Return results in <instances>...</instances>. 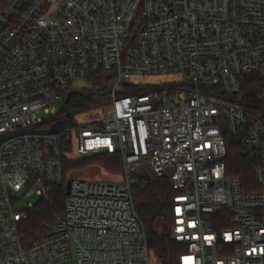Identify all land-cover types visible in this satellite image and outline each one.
<instances>
[{"label":"built area","instance_id":"2783aa9c","mask_svg":"<svg viewBox=\"0 0 264 264\" xmlns=\"http://www.w3.org/2000/svg\"><path fill=\"white\" fill-rule=\"evenodd\" d=\"M252 73L264 77V0H0V264H149L132 190L159 179L186 246L176 264H264V124L240 100ZM97 77L106 92L64 110ZM225 134L241 136L256 191L227 174ZM74 141L80 156L119 155L122 180L65 176ZM62 184L64 214L23 247L34 204L21 197Z\"/></svg>","mask_w":264,"mask_h":264},{"label":"trees","instance_id":"16d2710c","mask_svg":"<svg viewBox=\"0 0 264 264\" xmlns=\"http://www.w3.org/2000/svg\"><path fill=\"white\" fill-rule=\"evenodd\" d=\"M102 83L103 78L97 77L90 82V88L79 92L74 91L64 105V110L73 113L87 108L92 93L106 92V88L101 87ZM240 100L244 103L250 120L258 118L264 121V77L253 73L244 75L241 79ZM224 138L227 149L224 158L227 174L238 179L242 191H256L254 178L256 164L243 156L241 136L233 137L225 134ZM62 162L65 176L70 170L83 168L89 164H98L109 173H123L121 158L116 154H98L79 161L63 158ZM65 193V184L53 186L48 200L40 199L27 210L25 219L18 225V233L23 247H31L42 240L46 233L44 225L51 224L54 217L64 214ZM172 195L173 191L167 179H159L155 182L141 181L132 190L133 202L145 231L148 248L163 264H176L178 257L186 249L184 244L173 242L170 238ZM157 220L164 222L166 229L164 235H159L155 231ZM218 227L222 229L226 227V224Z\"/></svg>","mask_w":264,"mask_h":264},{"label":"rangeland","instance_id":"374dc122","mask_svg":"<svg viewBox=\"0 0 264 264\" xmlns=\"http://www.w3.org/2000/svg\"><path fill=\"white\" fill-rule=\"evenodd\" d=\"M159 79L156 78H147V79H138V82L140 84H150L158 82ZM79 87H84L86 89L91 87V84L81 83L80 81H76L72 89H77ZM69 110V108L67 107ZM70 112V111H68ZM72 113V112H70ZM74 118L80 123H87L92 122L93 120L100 118L102 116V110L99 111H89L85 112L83 114H79L77 117L76 115H73ZM41 117L47 118L46 115L41 114ZM73 118V120H74ZM260 124H264V121L256 118L255 120ZM77 144L74 141L73 147L71 152L69 153V157L73 161H79L83 158H90L91 156H80L77 151ZM93 156V155H92ZM71 179L79 180V181H108V182H119L122 180V172H119L118 174L109 173L103 170L98 164H89L86 165V167L78 168L70 170L67 174ZM40 200L37 196H31L29 198L21 197V200L18 202L17 206L18 208H26L29 203L35 204ZM155 231L159 235H164L166 232L164 222L163 220H157L155 224ZM149 264H163L160 260H158L153 254L149 256Z\"/></svg>","mask_w":264,"mask_h":264},{"label":"water","instance_id":"95a60500","mask_svg":"<svg viewBox=\"0 0 264 264\" xmlns=\"http://www.w3.org/2000/svg\"><path fill=\"white\" fill-rule=\"evenodd\" d=\"M73 93H74L73 91H71L70 93H68L67 98H66V101L69 100V97H70ZM57 127H58V124H55V125L52 126V128H51L50 130H47V131L26 130V131H24V132H21L20 134H34V133H36V134H43V135H44V134H51V133H54V132H55V130L57 129ZM8 137H9V136H8ZM8 137H4V138H2L1 141L7 139ZM66 192H68V186L66 187Z\"/></svg>","mask_w":264,"mask_h":264}]
</instances>
